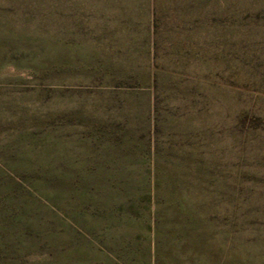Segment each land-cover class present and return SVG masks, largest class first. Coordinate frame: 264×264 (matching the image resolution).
Returning a JSON list of instances; mask_svg holds the SVG:
<instances>
[{"label": "rangeland", "instance_id": "374dc122", "mask_svg": "<svg viewBox=\"0 0 264 264\" xmlns=\"http://www.w3.org/2000/svg\"><path fill=\"white\" fill-rule=\"evenodd\" d=\"M0 264H264V0H0Z\"/></svg>", "mask_w": 264, "mask_h": 264}]
</instances>
